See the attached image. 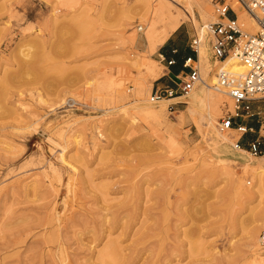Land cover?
Returning a JSON list of instances; mask_svg holds the SVG:
<instances>
[{
	"label": "rangeland",
	"instance_id": "1",
	"mask_svg": "<svg viewBox=\"0 0 264 264\" xmlns=\"http://www.w3.org/2000/svg\"><path fill=\"white\" fill-rule=\"evenodd\" d=\"M114 1L0 0V264H264L255 240L264 224L249 232L264 205V166L253 173L264 153H242L232 146L236 131H219L233 105L212 88L213 126L205 103L195 116L184 112L190 93L163 98L180 97L157 117L138 112L157 109L150 94L161 85L160 45L150 50L145 6L118 0L122 12ZM199 1L216 20L214 0ZM203 57L220 64L208 47ZM143 75L147 100L135 102ZM214 82L215 74L206 80ZM68 98L87 107L66 111ZM250 105L259 116L241 121L255 129L264 99Z\"/></svg>",
	"mask_w": 264,
	"mask_h": 264
},
{
	"label": "built area",
	"instance_id": "2",
	"mask_svg": "<svg viewBox=\"0 0 264 264\" xmlns=\"http://www.w3.org/2000/svg\"><path fill=\"white\" fill-rule=\"evenodd\" d=\"M240 8L249 13L258 26V31L249 33L237 23V13L225 0H214L213 9L216 15L214 22L205 26L209 34L207 45L212 58L217 63H223L228 57H234L243 66V72L235 75L225 67H218L215 73V82L211 85L214 91L225 93L233 105V113L226 111L218 123L219 131L234 129L238 134L235 141L241 148L240 140L247 133H254V137L245 142L247 150L252 155L262 153L264 145V121L256 129L243 123L241 117L259 116L258 112H251V101L264 99V0H238ZM141 30V29H138ZM201 41L194 33L189 41V47L195 58H186L183 66L188 73L178 78L175 87H163L153 90L150 101L155 102L169 98L176 93L189 92L196 83L201 81L197 61ZM169 61L168 64H172ZM86 104L74 98H68L62 103V109L77 111L86 108ZM237 118L239 122H235ZM258 243L264 247V228L258 235Z\"/></svg>",
	"mask_w": 264,
	"mask_h": 264
},
{
	"label": "bare ground",
	"instance_id": "3",
	"mask_svg": "<svg viewBox=\"0 0 264 264\" xmlns=\"http://www.w3.org/2000/svg\"><path fill=\"white\" fill-rule=\"evenodd\" d=\"M116 1L117 2H115V1L114 2L116 4H118L117 8L120 11H122V12L127 11L128 8L123 4L124 1L123 2L122 1H118V0H116ZM131 1H132V3L135 6H145L148 9V11H149V15H148V17H149L148 19L150 20V22H149V31L147 32V34L146 33L145 34H146V38L148 40V43L150 44V50L152 48L154 49L155 46L161 45L168 38V36L179 26V24L183 20H188L192 24V26L194 27V29L198 33L197 34L198 38L200 39V41L202 43V38H203V36H205L204 32H206L205 26L208 24V23H206V21H209L210 23L215 21V19L212 16H210L207 13V11L201 6V3H200L199 0H131ZM153 1H157V7H155V8H152ZM235 1L237 3L235 8L237 10L241 9L239 4H238V0H235ZM115 3H113V4H115ZM226 3L229 5L228 0H227ZM172 7H176L178 9H180L181 12H176V14H173L172 11H171ZM194 8L199 13L200 21H202V24H204L203 27L198 25V20L196 19L195 15H194ZM232 8L235 9L234 7H232ZM164 19H166L165 24H164L165 28L163 29L161 34H159L157 36V34H155L156 24H157V22H161ZM238 22L241 24V26L244 27L246 32L255 33V32L258 31V26H257V24L255 22V19L249 13H247L244 10L238 11V13H237V23ZM138 28H141V27H138ZM206 47H208V45L206 46L205 44L202 43L200 48H199V58H198V61H197V66H198V69H199V74H200L201 81L199 83H196L194 85V87L189 92L186 93V95L188 93H190V95H189L188 98L185 97V98H187V100L185 101V104L187 105V107H186L184 112H186V114H188L190 117H192L193 115L195 116L194 113H195L196 107L199 106V105H204V103H205V105H207L209 108L211 107L212 109H209L208 112H206L203 117H204V119L206 120L207 123H209L211 126H213L212 122L214 121V112H215V110L217 111V108H218V105H219L218 104L219 97L217 96V98H214L215 96L214 97L212 96V94L210 93V90H212L213 88L211 87V85L206 83V80L208 78L212 77L213 74H215V72H214L215 68L217 69L218 67L222 66V67H225V68L229 69L235 75H239V74H241L243 72V66L234 57H228L223 63H220L219 65H217V67L212 68L211 65H208L205 62L204 57H203V56H205ZM208 50H209V47H208ZM209 53H210V50H209ZM143 63H144V61H143ZM155 66H156V64H155ZM148 71L149 70H147V72ZM146 75H149V73H147ZM144 78H145L144 75L141 76L139 82L138 83L136 82L137 84L135 83L136 86H135V88H134V90L132 92V96L134 97L133 100L135 99V102L136 101L137 102L138 101L146 102V100H147L146 97H145L146 93L145 94L142 93V91H143L142 89L143 88H142L141 84H142ZM178 98H180V97L178 96V97H173V98H170V99H160L158 101H155V102H158L157 109H150L146 105L145 106L144 105L143 106H141V105L135 106V108L138 110V112H140L141 114H143L145 116L157 117L165 109L164 105H165L166 101L176 100ZM180 112L182 113L183 111H180ZM203 117L201 118L202 121H204ZM228 130L229 131H234V129H228ZM214 135H215L214 136L215 140L218 143L224 144V142L227 141V138H226L227 136L226 137L223 136L220 132H217V130H215V134ZM45 138L47 139L48 142L51 143V145H53V147L54 146L55 147H59V145L55 141L50 139L49 137L46 136ZM229 140L231 141V139H229ZM235 141H236V139H234V141H232V146H233L234 149H237L238 151H241L242 153H250L248 151H245V150L241 149L240 147H237ZM62 150H63V148H62ZM255 159H256L255 160V165H254L255 169L254 168H252V169H254L253 173L258 174V173H260V170L264 166V154L262 156H259L258 158H255ZM60 161L64 162L62 156H60ZM258 169H260V170H258ZM237 190H238L239 193H243L244 187H243V184L241 182H238ZM254 223H255V225L252 226L251 228H249L250 229L249 230L250 235H252V236L253 235L256 236L258 228H260L259 226L264 224V205L255 214ZM255 240H257V242H258V238L257 239L255 238ZM254 244H255V242H254ZM253 254L256 257H260L262 253L260 251H257V252L254 251ZM112 263L113 262L110 261V264H112Z\"/></svg>",
	"mask_w": 264,
	"mask_h": 264
},
{
	"label": "crops",
	"instance_id": "4",
	"mask_svg": "<svg viewBox=\"0 0 264 264\" xmlns=\"http://www.w3.org/2000/svg\"><path fill=\"white\" fill-rule=\"evenodd\" d=\"M193 33L188 28L180 24L168 38L158 47L157 52L160 57L163 71L161 75L155 79L161 85L157 88L173 87L174 79L184 77L188 73V68L183 66L186 58H195V54L189 47V41ZM173 61L172 64H168ZM257 126H255V129Z\"/></svg>",
	"mask_w": 264,
	"mask_h": 264
},
{
	"label": "trees",
	"instance_id": "5",
	"mask_svg": "<svg viewBox=\"0 0 264 264\" xmlns=\"http://www.w3.org/2000/svg\"><path fill=\"white\" fill-rule=\"evenodd\" d=\"M247 140H248L247 137H242V139L240 140L241 148H243V149H247V148H246V145H245V142H246ZM261 150H262V153H264V145H262Z\"/></svg>",
	"mask_w": 264,
	"mask_h": 264
}]
</instances>
